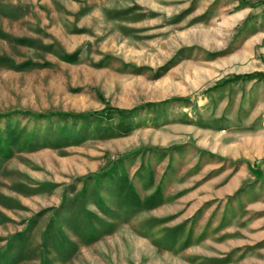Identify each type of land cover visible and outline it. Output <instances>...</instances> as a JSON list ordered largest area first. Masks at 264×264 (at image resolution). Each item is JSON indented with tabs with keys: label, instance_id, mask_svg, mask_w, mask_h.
I'll list each match as a JSON object with an SVG mask.
<instances>
[{
	"label": "rangeland",
	"instance_id": "rangeland-1",
	"mask_svg": "<svg viewBox=\"0 0 264 264\" xmlns=\"http://www.w3.org/2000/svg\"><path fill=\"white\" fill-rule=\"evenodd\" d=\"M0 264H264V0H0Z\"/></svg>",
	"mask_w": 264,
	"mask_h": 264
},
{
	"label": "trees",
	"instance_id": "trees-1",
	"mask_svg": "<svg viewBox=\"0 0 264 264\" xmlns=\"http://www.w3.org/2000/svg\"><path fill=\"white\" fill-rule=\"evenodd\" d=\"M249 75L253 76L252 73H249ZM155 102H146L145 105H148V104H154ZM141 107V106H140ZM139 106H135V107H132V108H118V107H107V108H104V109H101V110H96V111H91V112H85V113H72V112H63V111H60V114L61 115H72L73 117H76V118H80L83 120H85L86 122H91V120H94V119H98L97 123H101L99 121H101L103 115H106L108 121H109V118L111 116H117L119 118V126L121 127L120 129L121 130H127L129 129L131 126L130 125V120L132 119L133 115L135 114V112L140 108ZM24 113H27V114H30V115H33V117H40L46 113H40V112H24ZM126 121V122H125ZM125 125V126H124ZM101 129H105V127L103 126H100ZM59 137H64V135L62 134H58ZM68 136V135H67ZM71 136H77V133H73L71 134Z\"/></svg>",
	"mask_w": 264,
	"mask_h": 264
}]
</instances>
